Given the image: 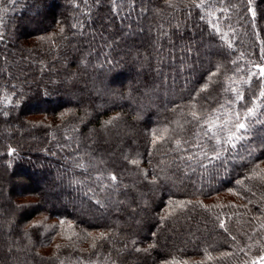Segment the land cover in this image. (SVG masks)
Wrapping results in <instances>:
<instances>
[{
	"label": "trees",
	"instance_id": "1",
	"mask_svg": "<svg viewBox=\"0 0 264 264\" xmlns=\"http://www.w3.org/2000/svg\"><path fill=\"white\" fill-rule=\"evenodd\" d=\"M196 4L0 0V264L264 260V0Z\"/></svg>",
	"mask_w": 264,
	"mask_h": 264
},
{
	"label": "snow or ice",
	"instance_id": "2",
	"mask_svg": "<svg viewBox=\"0 0 264 264\" xmlns=\"http://www.w3.org/2000/svg\"><path fill=\"white\" fill-rule=\"evenodd\" d=\"M113 5H116L119 3V0H112ZM222 2V0H221ZM205 3V0H200V4H196V7H201L203 4ZM116 9L114 8V11ZM223 11V9L221 10ZM203 18V17H202ZM219 29H217L218 31ZM191 49H189L190 51ZM259 67V65H258ZM261 76H264V69L261 70ZM207 88V85H205V89ZM260 97H264V89L261 90L260 92ZM244 99L243 94L242 93H237L235 100L237 102L242 101ZM233 101H229V103H232ZM253 105L254 107L249 108L247 110V112L243 113V119H241V113H235V119L236 122L232 125L231 129H227L228 131V135H226L223 140L225 144H229L231 145V147L235 148L236 147V142H240V141H244L247 137L246 134L247 132L250 130V128L252 127L251 123H246L244 121L248 120L249 118L253 117L256 115V111L255 108L257 107L255 101H253ZM194 119L196 118V114L192 113ZM205 123H208L207 121ZM255 123L257 124H262L264 125V120H257L255 121ZM213 127L214 125L209 124L208 126V130L205 131L203 134L204 136L208 137L209 139H215L217 141H219L220 137L218 136V134L216 132H213ZM221 131L225 130L223 127H221L220 129ZM167 131V130H165ZM162 137H158V139H160ZM155 143V141H154ZM180 141H177V145H179ZM224 151H227V149L225 148ZM222 153L220 151H216V158L219 159L221 157ZM133 163H135V161H133ZM82 167V166H81ZM264 178V177H262ZM112 180H115L116 177L113 175L111 177ZM99 203V202H98ZM223 223L221 224V227H223Z\"/></svg>",
	"mask_w": 264,
	"mask_h": 264
},
{
	"label": "rangeland",
	"instance_id": "3",
	"mask_svg": "<svg viewBox=\"0 0 264 264\" xmlns=\"http://www.w3.org/2000/svg\"><path fill=\"white\" fill-rule=\"evenodd\" d=\"M9 64V63H8ZM262 69V68H261ZM5 127V126H4ZM0 134H1V132H0ZM19 178V177H18ZM21 179V178H20ZM19 179V180H20ZM3 226H5V220H3V219H0V228L1 227H3ZM6 227V226H5ZM3 237V239H4V245H3V247H4V249H5V251H6V253H8V255H7V260L9 261V263H13L14 261V259H12V257L10 256V252L11 251H13L14 249H16L17 247L16 246H14V245H12V244H10V240H9V238L7 237V235L5 234V236H2ZM17 249H19V248H17ZM20 249H22V248H20ZM9 257V258H8ZM19 263V262H18ZM260 264H264V260L260 263Z\"/></svg>",
	"mask_w": 264,
	"mask_h": 264
}]
</instances>
